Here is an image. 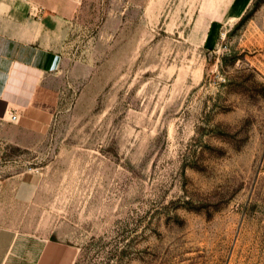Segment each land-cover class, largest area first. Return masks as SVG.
Listing matches in <instances>:
<instances>
[{"label":"rangeland","instance_id":"1","mask_svg":"<svg viewBox=\"0 0 264 264\" xmlns=\"http://www.w3.org/2000/svg\"><path fill=\"white\" fill-rule=\"evenodd\" d=\"M228 2L62 0L56 113L0 146V222L75 264H264V0Z\"/></svg>","mask_w":264,"mask_h":264},{"label":"crops","instance_id":"2","mask_svg":"<svg viewBox=\"0 0 264 264\" xmlns=\"http://www.w3.org/2000/svg\"><path fill=\"white\" fill-rule=\"evenodd\" d=\"M254 0H229L221 19L242 18ZM62 0H0V146H20L24 133L46 132L56 113L53 80L62 57ZM57 38V39H56ZM17 113V121L11 116ZM9 176L1 183L18 185L24 203L31 202L43 179L26 171L21 180ZM79 248L53 232L28 230L0 222V264H75Z\"/></svg>","mask_w":264,"mask_h":264},{"label":"built area","instance_id":"3","mask_svg":"<svg viewBox=\"0 0 264 264\" xmlns=\"http://www.w3.org/2000/svg\"><path fill=\"white\" fill-rule=\"evenodd\" d=\"M17 118H18L17 113H13L12 116H11V120L12 121H17Z\"/></svg>","mask_w":264,"mask_h":264}]
</instances>
